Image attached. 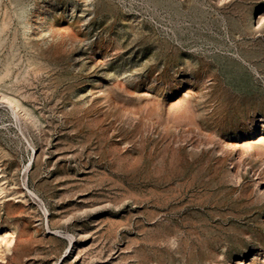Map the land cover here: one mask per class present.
<instances>
[{"label": "rangeland", "instance_id": "rangeland-1", "mask_svg": "<svg viewBox=\"0 0 264 264\" xmlns=\"http://www.w3.org/2000/svg\"><path fill=\"white\" fill-rule=\"evenodd\" d=\"M253 263L264 0H0V264Z\"/></svg>", "mask_w": 264, "mask_h": 264}, {"label": "bare ground", "instance_id": "bare-ground-1", "mask_svg": "<svg viewBox=\"0 0 264 264\" xmlns=\"http://www.w3.org/2000/svg\"><path fill=\"white\" fill-rule=\"evenodd\" d=\"M261 18V17H260ZM8 104V103H7ZM242 159V158H241ZM239 170V169H238ZM237 172V171H236ZM260 186V185H259ZM261 189V186L259 187ZM260 193V192H259ZM247 263V262H246ZM254 264V263H253Z\"/></svg>", "mask_w": 264, "mask_h": 264}]
</instances>
